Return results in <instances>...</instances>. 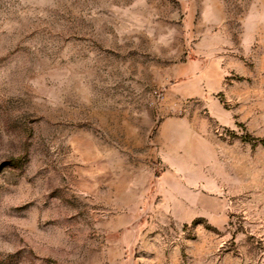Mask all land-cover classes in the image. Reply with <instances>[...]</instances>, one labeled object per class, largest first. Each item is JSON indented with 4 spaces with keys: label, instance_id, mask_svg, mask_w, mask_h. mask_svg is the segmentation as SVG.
Listing matches in <instances>:
<instances>
[{
    "label": "rangeland",
    "instance_id": "1",
    "mask_svg": "<svg viewBox=\"0 0 264 264\" xmlns=\"http://www.w3.org/2000/svg\"><path fill=\"white\" fill-rule=\"evenodd\" d=\"M0 264H264V0H0Z\"/></svg>",
    "mask_w": 264,
    "mask_h": 264
}]
</instances>
